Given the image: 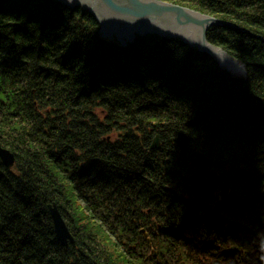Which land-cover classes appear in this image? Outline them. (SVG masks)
Wrapping results in <instances>:
<instances>
[{
    "label": "trees",
    "instance_id": "obj_1",
    "mask_svg": "<svg viewBox=\"0 0 264 264\" xmlns=\"http://www.w3.org/2000/svg\"><path fill=\"white\" fill-rule=\"evenodd\" d=\"M159 1L232 25L206 38L245 75L178 38L103 39L79 7L0 0V264H264V0ZM195 153L211 196L189 191Z\"/></svg>",
    "mask_w": 264,
    "mask_h": 264
},
{
    "label": "water",
    "instance_id": "obj_2",
    "mask_svg": "<svg viewBox=\"0 0 264 264\" xmlns=\"http://www.w3.org/2000/svg\"><path fill=\"white\" fill-rule=\"evenodd\" d=\"M71 8L79 7L88 12L99 25V36L119 45H126L136 37L155 35L160 38H178L186 45L213 58L221 67L232 74L245 75L244 67L230 58L223 50L211 45L206 38L210 27L232 25L216 18L192 11L188 8L159 0H53ZM134 41V40H133ZM132 41V42H133ZM181 153L188 148V139L178 132L171 140ZM154 138L150 148H158ZM0 161L6 168L14 164V156L0 145ZM196 166L187 176L188 188L195 196L208 197L215 193L219 183L201 163V156L195 153L190 160ZM55 238L62 246L74 243L58 208L48 205Z\"/></svg>",
    "mask_w": 264,
    "mask_h": 264
},
{
    "label": "rangeland",
    "instance_id": "obj_3",
    "mask_svg": "<svg viewBox=\"0 0 264 264\" xmlns=\"http://www.w3.org/2000/svg\"><path fill=\"white\" fill-rule=\"evenodd\" d=\"M181 7H182V6H181ZM188 9H189V8H188ZM190 10H191V9H190ZM192 11H194V10H192ZM98 32H99V25H98ZM206 37H207V35H206ZM135 39H136V38L132 39V41L135 40ZM132 41H131V42H132ZM131 42L129 41L128 43H131ZM128 43H127V44H128Z\"/></svg>",
    "mask_w": 264,
    "mask_h": 264
}]
</instances>
